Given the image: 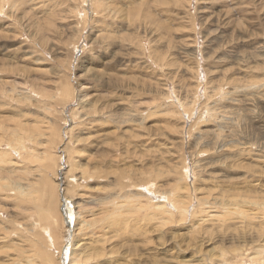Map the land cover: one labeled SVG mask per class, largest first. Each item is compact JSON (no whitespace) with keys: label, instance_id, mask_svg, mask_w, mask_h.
I'll list each match as a JSON object with an SVG mask.
<instances>
[{"label":"rangeland","instance_id":"rangeland-1","mask_svg":"<svg viewBox=\"0 0 264 264\" xmlns=\"http://www.w3.org/2000/svg\"><path fill=\"white\" fill-rule=\"evenodd\" d=\"M0 264H264V0H0Z\"/></svg>","mask_w":264,"mask_h":264},{"label":"bare ground","instance_id":"bare-ground-1","mask_svg":"<svg viewBox=\"0 0 264 264\" xmlns=\"http://www.w3.org/2000/svg\"><path fill=\"white\" fill-rule=\"evenodd\" d=\"M8 11V10H7ZM259 12V11H258ZM260 13V12H259ZM7 19V18H6ZM10 148H11V146H10ZM117 148V147H116ZM12 149H14V148H12ZM137 196H138V194H137ZM145 196V195H144ZM243 196V195H242ZM168 199V198H167ZM167 199L166 200H163L162 202H160V205L162 206V210H164L165 212H166V210L164 209V204H166V202H167ZM241 199V198H240ZM244 202V201H243ZM253 204H254V202H253ZM248 205V204H247ZM252 205V204H251ZM156 206V205H155ZM64 211V215H65V217H64V219H65V221L66 222H68V223H71V217L73 216V214H72V208H70V207H68L67 206V204L65 203V206H64V209H63ZM76 213V212H75ZM76 220V219H75ZM65 222V223H66ZM75 224L77 223V221H75L74 222ZM256 227V226H255ZM257 228V227H256ZM47 229H49V227H47ZM76 229V228H75ZM257 230V229H256ZM48 232H50V229L48 230ZM51 233V232H50ZM49 233V234H50ZM73 234H74V232H73ZM72 234V235H73ZM49 236H51V235H49ZM50 239V238H49Z\"/></svg>","mask_w":264,"mask_h":264}]
</instances>
